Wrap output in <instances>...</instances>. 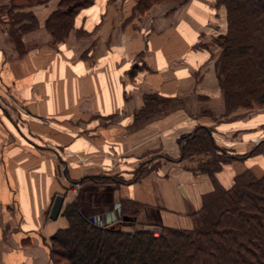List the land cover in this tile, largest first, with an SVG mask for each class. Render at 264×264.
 I'll list each match as a JSON object with an SVG mask.
<instances>
[{
    "label": "crops",
    "instance_id": "1",
    "mask_svg": "<svg viewBox=\"0 0 264 264\" xmlns=\"http://www.w3.org/2000/svg\"><path fill=\"white\" fill-rule=\"evenodd\" d=\"M12 1L0 0V264H51L46 243L67 226L49 217L55 197L89 175L126 183H83L86 215L115 222L123 198L139 204L140 223L191 228L215 189L180 159L181 137L207 127L237 155L264 141V108L226 113L214 42L226 20L217 22L215 0L155 4L128 23L135 2L96 0L61 44L44 27L52 6L33 7L40 25L22 36V52L8 32ZM147 96L170 102L142 114ZM142 164L149 172L129 183ZM245 170L264 173V155L224 165L216 180L230 188Z\"/></svg>",
    "mask_w": 264,
    "mask_h": 264
},
{
    "label": "trees",
    "instance_id": "2",
    "mask_svg": "<svg viewBox=\"0 0 264 264\" xmlns=\"http://www.w3.org/2000/svg\"><path fill=\"white\" fill-rule=\"evenodd\" d=\"M109 1L114 4L117 0ZM188 1L136 0L125 23L138 14H145L155 4L177 2L182 5ZM95 2L13 0L8 10V32L13 44L22 52V36L39 28V19L31 8L52 6L44 27L53 43L61 44L75 29L79 13ZM215 3L216 9L224 7L226 11V33L215 39L220 48L216 68L226 113L262 108L264 0H215ZM26 8L30 11H23ZM80 34L89 33L82 31ZM168 102V99L147 96L141 113L160 106L165 108ZM179 145L180 159L196 163L195 172L208 175L215 189L203 198L202 207L192 214L191 228L161 226L158 232L138 221L137 202L123 198L120 199L119 219L100 225L82 211L76 200L67 205L65 201L66 206L59 216L66 219L67 226L54 233L46 243L51 264H264V173L257 175L245 170L234 177L232 186L227 189L216 180V174L224 165L264 155V141L247 154H232L217 146L209 128L199 126L181 137ZM149 170L142 164L137 177L129 183ZM86 182L125 181L117 176L89 175L71 181L61 195L66 197L74 183Z\"/></svg>",
    "mask_w": 264,
    "mask_h": 264
},
{
    "label": "rangeland",
    "instance_id": "3",
    "mask_svg": "<svg viewBox=\"0 0 264 264\" xmlns=\"http://www.w3.org/2000/svg\"><path fill=\"white\" fill-rule=\"evenodd\" d=\"M108 2H110L109 0H108ZM121 2H122V0H117L116 2H114V5H115V7H118V6H120V4H121ZM132 2H136V0H132ZM111 3V2H110ZM250 3H252V2H250ZM167 4H170V5H173V6H179V5H181L180 3H168L167 2ZM135 5V4H134ZM214 6V5H213ZM216 17H217V22H220V23H222V25H225L224 23H225V20H226V11H225V8L224 7H222V8H218V9H216ZM226 28H227V26H226ZM225 33H226V31H225ZM225 33H223V34H225ZM223 34H220V35H223ZM50 35V34H49ZM219 36V35H218ZM217 36V37H218ZM216 37V38H217ZM215 38V39H216ZM215 39H214V42H215ZM213 42V43H214ZM216 44H217V42H216ZM217 46H218V44H217ZM219 47V46H218ZM6 94V93H5ZM2 101H3V103H2V105L6 108V109H11L12 108V99H11V97H9L8 95H3V99H2ZM262 108H264V107H262ZM227 165V164H226ZM147 167H148V164H147ZM253 168H255L254 166H253ZM242 172V171H241ZM263 171L261 170V171H258V172H255V173H262ZM239 173H237V175H238ZM258 175V174H257ZM260 175V174H259ZM234 181V180H233ZM106 184H109V185H111L112 183H106ZM104 185V184H103ZM71 188H70V191H69V193L67 194V204H69L70 202H72V201H74V200H77L78 198H79V196L81 195V191H82V184L81 183H74L73 185H71L70 186ZM66 204V205H67ZM65 205V206H66ZM65 206L63 207V209L65 208ZM118 210V212H121V206H120V209H117ZM139 215V214H138ZM87 216L88 217H90L91 219H96V220H94V222L95 223H97V224H100V225H104V224H108V223H106V221H105V217H104V215L103 214H100V213H89V214H87ZM119 217H120V213H119ZM119 217H118V219H119ZM144 224V223H143ZM145 225H150L149 227L150 228H153V229H155L156 231H158L159 232V228L161 227V226H158V225H153V224H145ZM172 228H174V227H172ZM126 229H128V228H126ZM181 229H187V228H181ZM69 250V249H68Z\"/></svg>",
    "mask_w": 264,
    "mask_h": 264
},
{
    "label": "water",
    "instance_id": "4",
    "mask_svg": "<svg viewBox=\"0 0 264 264\" xmlns=\"http://www.w3.org/2000/svg\"><path fill=\"white\" fill-rule=\"evenodd\" d=\"M64 202H65V197L63 195L59 194L55 197V200L53 202V205L51 207V211L49 214L50 219L56 220L59 217L64 207Z\"/></svg>",
    "mask_w": 264,
    "mask_h": 264
},
{
    "label": "built area",
    "instance_id": "5",
    "mask_svg": "<svg viewBox=\"0 0 264 264\" xmlns=\"http://www.w3.org/2000/svg\"><path fill=\"white\" fill-rule=\"evenodd\" d=\"M94 220H96V219H94Z\"/></svg>",
    "mask_w": 264,
    "mask_h": 264
}]
</instances>
